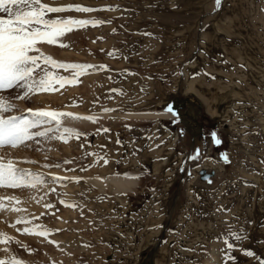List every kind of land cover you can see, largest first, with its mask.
Instances as JSON below:
<instances>
[{
	"label": "rangeland",
	"instance_id": "obj_1",
	"mask_svg": "<svg viewBox=\"0 0 264 264\" xmlns=\"http://www.w3.org/2000/svg\"><path fill=\"white\" fill-rule=\"evenodd\" d=\"M48 3L95 9L50 18L105 21L77 26L55 44L37 45L57 62L93 67L84 69L78 82L55 85V91L23 100L13 99L19 94L16 89L0 93L16 105L4 114L30 116L26 109L107 114L95 115L91 123L60 117L63 127L82 134L78 139L37 137L39 144L33 140L27 147L3 149L18 161L17 167L43 172L45 183L0 188V197L21 202L0 201L5 205L0 233L14 238L0 243V259L142 264L165 232L156 264H214L212 245L218 247L219 264H224V244L218 238L236 231L240 239L229 237L238 245L231 253L236 259L228 264H259L257 258H264V0H220L219 6L216 0ZM48 70L69 77L73 72L53 66ZM191 83L195 91L188 92ZM192 94L203 106L201 134L189 130L179 116L141 114L167 108L175 95ZM201 168L217 173L202 180ZM123 173L137 177L135 190L116 193L88 179ZM51 176L67 179L53 183ZM21 218L31 223L17 224ZM33 225H43L49 235L16 230ZM248 249L255 257L246 254Z\"/></svg>",
	"mask_w": 264,
	"mask_h": 264
},
{
	"label": "snow or ice",
	"instance_id": "obj_2",
	"mask_svg": "<svg viewBox=\"0 0 264 264\" xmlns=\"http://www.w3.org/2000/svg\"><path fill=\"white\" fill-rule=\"evenodd\" d=\"M219 4L220 0H216V5L219 6ZM69 10L87 13L95 9L79 4L52 6L43 2V0H0V93L16 89L19 94L13 99L23 100L28 98L29 95L55 91L57 90L55 85L63 88L65 84L78 82L79 77L84 74V69L93 67L86 64L57 62L42 53L37 46L40 43L55 44L58 38L72 31L77 26L83 27L89 24L96 26L105 23V21L100 20H77L71 17L64 19L59 17L50 18V14ZM49 66L72 69L73 72L71 77L63 76L49 71ZM111 91L119 92L120 90L112 89ZM15 107L16 105L12 104L10 100L0 95V150L4 148L17 149L21 146L27 147V142L33 140L39 144L40 141L36 139L37 137L60 139L67 142L66 137L75 136L78 139L82 135L77 130L63 127L61 124L60 117L74 116L75 114L73 113L48 109H26L25 111L30 113V116H6L4 114L9 110L15 109ZM103 111H114V109H103ZM167 111L171 112L172 109L168 108ZM79 118L92 121L96 119V117L92 116ZM40 126L45 127H43V130L34 131ZM104 131L108 130L104 129ZM50 133H58L59 135L49 136ZM215 135V133H212L214 138ZM214 142L216 144L221 143L219 139H215ZM88 155L96 154L89 153ZM191 158L196 159L197 157L193 156ZM223 159L225 163L229 162L227 154H223ZM26 162L36 163L35 161ZM70 162L66 161V163ZM17 163L18 161H14L7 153L0 155V188H35L37 185L45 183V174L43 172H34L30 169L17 167ZM104 163L107 164L108 161L105 159ZM55 166L59 167V165ZM64 179L67 178L51 176L53 183ZM76 182L79 181L77 180ZM50 191H55V189H50ZM2 200H14L16 204L21 203L15 197H0V201ZM61 203H64V201H61ZM4 207L5 205L0 202V210H3ZM44 207L50 208L52 205L45 204ZM13 210L16 212L25 211L18 207H14ZM222 210L227 211L226 209H218L217 211ZM16 223L29 224L31 221L21 218ZM225 223L229 224V221L226 220ZM12 226L15 227V225ZM16 230L22 234L43 237H47L50 232L43 225H33L31 228L24 227ZM230 236L236 240L240 239V234L236 231L225 233L218 238L222 239L224 244V248L221 250L224 253V264L236 259L231 253L233 250H237L238 245L229 239ZM13 239L7 234L0 233V243L7 244ZM50 242L59 246L56 241ZM16 243L19 244L20 241L17 240ZM244 251L250 257H255L256 255L250 249ZM257 259L259 264H264V258ZM0 264H26V262L13 256L10 260L0 259Z\"/></svg>",
	"mask_w": 264,
	"mask_h": 264
},
{
	"label": "bare ground",
	"instance_id": "obj_3",
	"mask_svg": "<svg viewBox=\"0 0 264 264\" xmlns=\"http://www.w3.org/2000/svg\"><path fill=\"white\" fill-rule=\"evenodd\" d=\"M43 2L48 3V0H43ZM193 86L194 85L191 83L189 85V87H187L188 92L195 91V90H193L195 88ZM197 95L200 96L204 100L205 97L202 96L200 93H198ZM167 109H168V107L163 109V110L142 112L141 114H146L147 116H152V117L155 116V117H168V118L178 116L172 111L171 112L167 111ZM106 114H107L106 112H103V113H92V114L83 113V114H77V115L71 117L68 120L70 122H76V123L77 122H82V121H85L87 123H91L92 120L83 119V118H79V117H87V116H92V117L94 116L95 117V115L96 116H106ZM0 153H1V155H3L4 154V150L2 152H0ZM204 167H206V166H204ZM125 174H127V175H125ZM88 179L90 181L94 182L96 185L100 186L101 188H104V189L110 188L111 190H113L116 193L133 191V190H135L134 188L139 184L137 177L133 176L132 174H128V173L114 174V175H110V176L106 175V174L105 175H101V176L100 175L99 176L89 175ZM0 249H2V248L0 247ZM156 251L154 252V254L152 256L149 255V257H147L146 261H144L142 264H149L148 261L151 260V259L153 260L154 264H156V260H154V256H155ZM210 253H211V262L214 263V264H219L220 255H219L218 247H215V245L214 246L212 245V247L210 248Z\"/></svg>",
	"mask_w": 264,
	"mask_h": 264
},
{
	"label": "water",
	"instance_id": "obj_4",
	"mask_svg": "<svg viewBox=\"0 0 264 264\" xmlns=\"http://www.w3.org/2000/svg\"><path fill=\"white\" fill-rule=\"evenodd\" d=\"M193 97H195L197 100H194ZM168 108H171L172 112L178 115L182 123L186 124V126H188V129L191 130L194 134L203 133L204 127L200 122L203 106L202 103L198 100V96L196 94L188 96L175 95L169 102ZM191 108H196V112H191ZM193 128H197V130H194ZM199 172L202 180H208L216 175V170H208L206 168H201ZM164 235L165 232H163L160 240H158L157 243L152 246L151 250L147 253L144 261H146L149 255L152 256L154 252L158 250L162 241L161 239L164 237ZM148 262L149 264L154 263L152 259Z\"/></svg>",
	"mask_w": 264,
	"mask_h": 264
}]
</instances>
